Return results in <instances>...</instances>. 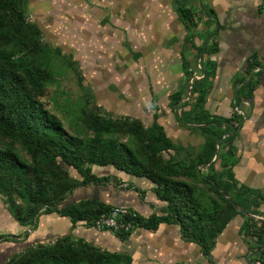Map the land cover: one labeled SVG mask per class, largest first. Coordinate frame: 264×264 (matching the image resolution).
I'll use <instances>...</instances> for the list:
<instances>
[{
  "label": "trees",
  "instance_id": "1",
  "mask_svg": "<svg viewBox=\"0 0 264 264\" xmlns=\"http://www.w3.org/2000/svg\"><path fill=\"white\" fill-rule=\"evenodd\" d=\"M178 11L185 30L193 31L197 26L196 12L182 4ZM39 34L36 25L27 19L25 0H0V40L12 35L29 54H37ZM216 51V43L207 46L206 41L198 47V57ZM199 64L204 76L191 82V104L183 102L190 104L191 109L204 106L205 84L215 68L210 60L203 64V58ZM256 65L251 64L246 72L250 74ZM50 77L51 73L36 62L19 68L12 54L0 49V136L19 140L30 157L24 160L10 147L0 148V196L20 225H33L43 212L66 216L73 224L92 225L112 205L94 198L68 202V196L78 186L108 182V177L98 176L93 167L110 165L126 174L147 178L155 185L153 191L163 203L159 212L148 217H126L139 228L153 230L161 223L177 224L182 236L196 242L210 259L218 235L233 218L241 216L240 229L251 237L259 262L264 264V211L256 210L264 202V191L238 184L232 170L234 163L224 158L234 154L231 140L236 132L221 139L227 131H237L244 118L234 113L216 120L209 115L203 124L189 125L199 127L205 136L198 153L186 158L174 156L176 145L156 118L144 125L139 119L113 118L90 111L85 122L93 136L78 138L68 133L61 120L40 100L39 90ZM250 80L246 81L249 88ZM175 94L171 95L173 103H181V96ZM191 109L184 111L185 117L192 116L197 121L207 116L204 109L193 116ZM222 124L226 126L222 128ZM213 125L218 130L214 131ZM118 135L129 136L133 146L119 142ZM224 142L225 152L211 162L217 147ZM69 169L76 171L79 178L72 176ZM115 234L125 238L130 232ZM120 261L131 264V257L62 236L53 243L38 244L12 256L6 264Z\"/></svg>",
  "mask_w": 264,
  "mask_h": 264
},
{
  "label": "rangeland",
  "instance_id": "2",
  "mask_svg": "<svg viewBox=\"0 0 264 264\" xmlns=\"http://www.w3.org/2000/svg\"><path fill=\"white\" fill-rule=\"evenodd\" d=\"M180 4L186 5V0H25L27 19L36 25L40 33L39 52L29 54L17 37L12 35L0 40V49L10 52L19 68L36 62L51 73L39 90L40 100L61 120L71 135L84 139L93 136L85 122L86 113L90 111L113 118L139 119L144 125L156 118L176 145L172 152L174 156L193 157L201 149L205 135L189 125L203 124L211 114L220 120L222 110L219 108L217 112H212L206 105L193 107V116L202 113V109L207 114L197 121L192 116L187 118L184 115L183 102H192L189 85L201 71L195 63L196 56L193 65L185 63L189 54L184 46L188 36H197L196 41L203 38L195 29L184 30L185 22L178 11ZM172 93L181 96V103H173ZM212 129L216 131L218 127L213 125ZM117 139L133 146L129 136L118 135ZM7 147L22 159H30L19 140L12 141L0 136V148ZM217 150L220 152L221 146ZM240 155L242 157L244 154L238 150L224 158L235 163ZM255 157L257 162L254 166L257 168L258 162L264 161V154L261 151ZM93 168L98 176H107L108 182L78 186L69 194L68 202L85 197L109 202L117 199L119 194H123L128 201L139 199V194L134 191L137 185L130 181L135 176L110 165ZM69 172L79 178L76 171L69 169ZM250 178L256 182H249V185L263 187L257 184V181H262L260 175L247 176V179ZM2 200L0 196V264H6L10 257L31 247L56 240L48 236L41 237L44 240L33 237L21 243L18 237H10L8 234L22 232V225L20 227L13 219L17 225L15 227L1 219L5 208ZM158 204L159 207L163 206L162 202L157 201V212L160 210ZM127 208L138 213L132 207ZM55 213L40 214L39 221H56L58 217ZM237 219L233 218L225 231ZM81 229V240H88L91 243L86 242L96 248L104 246L106 234H115L110 230L105 234L96 233L92 225L86 224ZM139 230L137 228L131 234ZM58 234L73 241L80 239L66 228H61ZM241 236L247 237L243 232ZM110 249L115 251L116 248ZM188 253L172 264H212L211 258H206L207 261L200 259L198 253L191 249ZM139 260L142 259L137 256V264H142ZM106 264H123V261Z\"/></svg>",
  "mask_w": 264,
  "mask_h": 264
},
{
  "label": "crops",
  "instance_id": "3",
  "mask_svg": "<svg viewBox=\"0 0 264 264\" xmlns=\"http://www.w3.org/2000/svg\"><path fill=\"white\" fill-rule=\"evenodd\" d=\"M186 3L187 7L196 12L197 26L195 30L200 32L199 36L203 38L196 41L195 37L197 36H188L184 46L185 52L189 54L187 65H193L195 56V63L199 68L202 58L203 64L207 60L215 63L214 73L212 76H208L205 84L207 92L204 105L208 106L212 112H217L220 108L222 110L221 118H228L234 113L244 118L237 131H227L221 139L236 132L231 140L233 152L237 153L240 150L244 155L238 156V162H235L232 167L235 179L238 184H245L253 189L264 191V161H259L257 168L254 166L257 162L255 155L261 151L264 154V0H186ZM206 41L207 46L215 42L217 51L205 54L202 58L198 57V47ZM251 64L257 65L248 74L246 71ZM203 76L200 71V74L196 75V79ZM249 79H251L249 81V84L252 85L251 88L246 84ZM190 104L185 105V108L183 106V110H190ZM225 126L226 124L222 125V128ZM196 128L198 133L203 134L199 127ZM241 135L242 139H240ZM219 146L222 150L218 154L224 153L227 143L224 142ZM252 175L262 177V181H257V184H261L263 187H255L251 183L249 185V182H256L255 179H247V176L251 177ZM130 181L133 185H137L134 186V191L137 192V195L139 194L137 201H128L123 194H119L118 198L121 200L117 198L105 203L112 206L120 203L117 205L132 207L142 217L157 213L155 204L158 200L153 191L154 183L144 177H135ZM87 198L93 197L84 199ZM75 200L79 201V198ZM256 210L264 211V202ZM55 214L58 217L56 221L44 219L39 221L38 215L33 225H22V232L8 235L18 237L23 243L33 237L41 240H44L43 238L46 236L58 238L62 236L58 234V231L61 228H66L74 235L80 236V239L83 237L80 231H82L81 227L84 223L73 224L68 217ZM1 215L2 220H6L12 226L16 225L6 206ZM236 217L238 219L235 224L229 225L228 230L225 231L227 225L216 238L212 251L213 258L211 257L212 264H260L258 252L253 248L251 237L246 234V238L241 236L240 228L243 217ZM17 225L20 226L19 223ZM93 229L96 233H108V230L105 229L97 230L94 227ZM106 235L107 241L103 246L106 249L97 247L108 252L127 254L131 257V264H137V256L142 259L139 260L142 264H172L178 258H182L180 256L188 253L189 249L197 252L200 259L207 261L199 245L185 239L177 224L161 223L153 230L140 227L138 233L130 234L125 238L116 234L114 236ZM110 247H115V251Z\"/></svg>",
  "mask_w": 264,
  "mask_h": 264
},
{
  "label": "built area",
  "instance_id": "4",
  "mask_svg": "<svg viewBox=\"0 0 264 264\" xmlns=\"http://www.w3.org/2000/svg\"><path fill=\"white\" fill-rule=\"evenodd\" d=\"M135 212L125 206L113 205L108 211H104L93 221L92 226L97 230H110L134 233L138 224L133 220L126 219L127 216L134 217Z\"/></svg>",
  "mask_w": 264,
  "mask_h": 264
},
{
  "label": "water",
  "instance_id": "5",
  "mask_svg": "<svg viewBox=\"0 0 264 264\" xmlns=\"http://www.w3.org/2000/svg\"><path fill=\"white\" fill-rule=\"evenodd\" d=\"M189 88H191V86L189 85ZM219 142V140H217V143ZM218 157V150H216L215 156L213 158V160L211 162H213L216 158Z\"/></svg>",
  "mask_w": 264,
  "mask_h": 264
}]
</instances>
